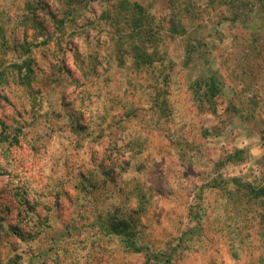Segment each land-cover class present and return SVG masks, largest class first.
<instances>
[{
  "label": "rangeland",
  "instance_id": "rangeland-1",
  "mask_svg": "<svg viewBox=\"0 0 264 264\" xmlns=\"http://www.w3.org/2000/svg\"><path fill=\"white\" fill-rule=\"evenodd\" d=\"M191 1L0 0V264H264V0Z\"/></svg>",
  "mask_w": 264,
  "mask_h": 264
},
{
  "label": "trees",
  "instance_id": "trees-1",
  "mask_svg": "<svg viewBox=\"0 0 264 264\" xmlns=\"http://www.w3.org/2000/svg\"><path fill=\"white\" fill-rule=\"evenodd\" d=\"M220 3H222V4H224V5H226L227 7H230V8H232V9H234L235 7H236V5H238V10L236 11V13H235V18L237 17V18H239V17H241L242 16V14H241V8L239 7L240 5L238 4V2L240 1V0H218ZM123 3H124V1H122ZM128 1H126V4L128 5L129 3H127ZM132 3V2H131ZM192 3V1L190 0V4ZM133 4H135L136 5V3H133ZM242 5H244V1H242ZM138 8H140L139 6H138V4L136 5ZM198 7V6H197ZM126 10H128V9H126ZM193 18L195 19L196 17L193 15ZM140 21H141V17L138 19V17L137 18H134V20H133V23H134V26H135V28H136V30H137V36L136 37H138V36H140V32H141V30L143 29V31H149L148 29H147V27L145 28V26H142V24L140 23ZM142 26V27H141ZM176 24H173V29L175 30L174 32H179V34L181 35V34H183L182 32L183 31H185L183 28L184 27H182V25H181V28L182 29H180V31H179V29L177 30V28H176ZM179 26H180V24H179ZM132 27V26H131ZM176 28V29H175ZM177 30V31H176ZM127 37H128V35H127ZM140 40H139V42H140V45H144L143 43H144V41L145 40H151V38L150 39H148V38H145L144 39V36L143 35H141L140 37ZM204 40V39H203ZM203 40H199L198 42H196V43H194V44H192V43H190V45L189 44H187V42H186V47H185V49H186V52H187V61L189 62V61H191V56L193 57L194 55H195V52L197 51V49H198V47H203V46H205L206 47V45H207V43L206 42H204ZM151 42V41H150ZM192 42V41H191ZM140 52V51H139ZM142 53H147L145 50H143V52ZM155 52L154 51H151V52H149V55L150 56H152L153 54H154ZM203 55V57H205L206 58V60H208V51H206V48H204V51H203V53H202ZM146 56V55H145ZM143 54H142V57H145ZM202 83H203V87H205L204 89H205V91H201V92H199L203 87H202ZM194 84H195V86H197L198 87V89L196 90V93L198 94V96H199V105L201 106V102L202 101H207L210 97L211 98H214L216 95H218L219 93H220V91H221V88H222V82L220 81V78H219V75H218V72L216 71V70H214V71H212V72H210V73H208L207 75H205V76H201V77H199V78H197L195 81H194ZM203 89V90H204ZM235 180H236V178H235ZM245 186L246 187H248V189L249 188H251L250 187V183H246L245 184ZM250 190V189H249ZM260 190L262 191V192H264V185L263 186H261L260 187ZM263 216H264V213H263Z\"/></svg>",
  "mask_w": 264,
  "mask_h": 264
}]
</instances>
